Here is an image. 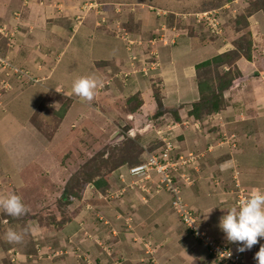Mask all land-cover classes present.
Returning a JSON list of instances; mask_svg holds the SVG:
<instances>
[{"label": "crops", "instance_id": "0c3cea01", "mask_svg": "<svg viewBox=\"0 0 264 264\" xmlns=\"http://www.w3.org/2000/svg\"><path fill=\"white\" fill-rule=\"evenodd\" d=\"M58 1L25 4V0H0V28L6 27L11 31L15 27L14 41L0 35V53L20 67L31 69L33 74L41 75L47 86L39 87V91L45 89L44 97L48 100L49 94L56 92L71 100V106L76 102L87 104L88 100L72 92V83L80 77L95 78L98 85L91 99L92 104L101 100L112 104L106 116L112 118V122L106 125V136L110 134V137L124 133V129L143 127L152 120L159 109V95L164 108L191 106L198 101L196 66L226 51H233L236 48L234 41L244 34L243 30L240 32L229 27L227 40L202 39L198 44L194 43L193 36H182L184 39L180 50L174 49L171 43L165 45L166 40H160L163 42L158 48L160 64L157 69L144 73L149 61L146 59L142 62L138 56L135 59L131 57L122 39L125 34L121 37L111 27H117L121 33L127 29L130 31L131 27L133 30L141 29V22L147 16L145 13L141 17L133 11L130 13V9L125 13L121 5H129V0H62V6L57 5ZM247 20L252 35L253 60L241 57L235 62L241 76L236 78L238 84L235 83L225 92L226 106L200 120L180 109L181 121H174L180 126L186 122L185 119L192 118V125L185 127L184 143H179L181 152L199 150L207 156L200 158L199 170H180L177 181L183 188L184 202L195 211L202 230L240 253L245 260L242 264H255V254L264 244V238H258V243L250 250L239 252L238 242H229L219 227L227 209L238 206V192L249 193L253 188L264 190V72L256 65L257 59H262L260 53L264 51V10L252 13ZM136 38L138 53L142 55L146 49L142 47L141 39ZM12 81L16 83L14 79ZM55 86L61 91L53 89ZM59 102L57 100L56 104ZM125 106L129 108L127 112L123 111ZM10 120V114L0 109V164L5 166L12 163V154H7L4 144L16 141L17 131L21 127L11 124ZM225 131L230 134L224 133L221 137V132ZM223 138L227 141H223ZM214 147L215 151H212ZM191 176L193 185H189ZM215 179H218L217 184H214ZM170 217L148 227L149 234L156 237L153 240V254L145 249H142L143 253L139 246L129 240L131 245L123 241L118 243L120 253L133 264H213L206 248L198 245L190 232L187 231L193 238L180 237L178 219L172 212ZM184 240L188 242H181ZM79 246L83 249L62 246V249L49 253L46 252L48 249H43L40 256L35 253L36 260L33 257L22 261V256L27 254L24 251L12 255L24 264H43V261L45 264H86L85 254H90L96 263L99 259L102 264L108 263L107 256L102 255L105 247H92L85 243ZM12 250L13 247L0 250V264L7 256L12 257ZM9 264L18 262L9 261Z\"/></svg>", "mask_w": 264, "mask_h": 264}, {"label": "rangeland", "instance_id": "374dc122", "mask_svg": "<svg viewBox=\"0 0 264 264\" xmlns=\"http://www.w3.org/2000/svg\"><path fill=\"white\" fill-rule=\"evenodd\" d=\"M43 1L25 0V4L30 2L41 4ZM254 1L129 0V5H121V7L125 13L130 9V13L133 11L140 17L145 13L147 16L141 22L143 27L135 30L131 27L130 31L126 28L127 31L123 33L115 26H112L111 30L117 31L121 37L125 33L128 35L122 39L125 40L131 57L138 56L142 62H145L146 59L149 61L147 56H151L159 65L158 48L163 45L161 38L166 40L165 45L167 42L171 43L176 50H180L179 47L184 39L182 36H193L195 44L202 42V39L227 40L229 27L235 30L238 28L235 23L239 13L242 14L244 7L248 3L251 6ZM61 3L62 0H59L57 5L62 6ZM56 9L60 11L59 8ZM148 16L149 19L146 18ZM205 16L208 22L201 19ZM5 28H0V35L14 41L15 27L11 31ZM136 37L143 39L142 47L146 52L144 50L142 55L138 53ZM245 44L247 43H242L244 50H246ZM260 56L262 59H257L256 65L264 72V51ZM225 67L227 68V66L213 65L198 70L197 80L208 79L216 85L219 82L217 77L224 73ZM231 67L234 69L233 66ZM0 75V109H5L6 113L10 114L11 124H17L18 128L21 125L17 131L19 132L17 139L12 137L16 141L11 140L8 144H4L7 154H12V163H6V166L0 164V196L15 193L20 196L27 208L26 213L18 217L8 215L0 209V250L13 247L10 255L24 251L28 255L22 256L21 260L27 261L33 257L36 260L35 253L40 256L43 249L44 251L48 249L46 251L48 253L54 249H62V246L83 249L79 244L85 243L92 247L96 245L105 247L102 255L107 256V264H133L120 253L121 250L117 248L118 243L122 241L129 243L127 241L129 240L139 246L141 251L145 249L153 254L155 252L153 240L156 237L149 234L148 227L152 223L171 218V212L178 219L180 237L185 235L193 238L188 235V228L183 223L181 215L183 205L188 212L196 217L197 215L184 202L182 187L181 198L178 201L181 205H176L174 193L167 189L163 178L156 171L140 176L126 174L133 165L128 161L134 164L139 161V164H143L149 160L150 154L166 149L162 140L165 138L164 130L169 131L166 139L172 146L173 143L176 145L173 156L185 153L186 157L192 154L194 158L187 169L183 170L193 172L200 169V158H207L206 154H201L199 150L181 152L179 146V143L185 140V127L192 125V118L185 119L186 122L179 126L173 117L175 113L180 112V109L188 113L191 106L181 105L179 108L165 109L160 106L157 112L161 115L153 116L152 120L144 125L146 127H140L143 128L141 132L143 135L138 134L139 128H134V137L128 136L127 129L118 136L110 137V134L106 136V125L112 122V118L106 116L112 104L101 100L93 105L91 100H88L87 104L82 102L84 106L81 102L71 106L73 104L71 100L56 92L49 94V100L45 99L43 92L45 89L39 91V87L47 86L42 76L35 75L31 69L22 68L11 62L9 57L1 53ZM13 79L16 81L15 84L12 83ZM235 83L238 84L236 79L231 86ZM53 89L61 91L57 86ZM157 92L160 93L158 88ZM54 99L60 101L59 104H56L57 100L54 103ZM158 99L161 101L160 95ZM128 110L127 106L123 109L124 112ZM164 125L166 126L163 127ZM224 133L230 134L226 131L221 132V137L225 135ZM160 136L163 137L160 139ZM223 139L227 141L226 138ZM215 148H212V151H215ZM113 150L120 151V158L114 159V164L107 165L105 161L110 160L107 157ZM116 174L118 175L115 176ZM100 177L106 180V184L97 189L94 184ZM191 178L192 176L190 180L188 179L191 182L189 185L194 183ZM217 183L218 179L217 181L215 179L214 184ZM238 193L239 201L249 194ZM160 195L165 196L160 197ZM10 228L21 235L20 241L9 242L5 237L1 238ZM200 232L205 234L204 238L213 237L202 229ZM195 240L198 245L206 247L203 239L197 241L195 238ZM181 242L185 244L188 241ZM191 242L194 243L192 239ZM109 245L115 250L108 249L106 246L110 247ZM53 254L56 256L55 253ZM84 259L86 264H102L100 259L96 263L90 254H85ZM9 261L24 264L15 255L7 256L1 264H9Z\"/></svg>", "mask_w": 264, "mask_h": 264}, {"label": "clouds", "instance_id": "9594fccd", "mask_svg": "<svg viewBox=\"0 0 264 264\" xmlns=\"http://www.w3.org/2000/svg\"><path fill=\"white\" fill-rule=\"evenodd\" d=\"M97 85L98 81L93 77H80L73 81L72 92L81 99L91 100ZM0 209L13 217L22 216L27 211L20 196L15 193L0 196ZM207 214L205 218H207ZM219 227L229 242H238L237 251L250 250L253 245L258 243V238H264V190L253 188L244 199L238 201V206L228 208L226 214L220 219ZM189 232L197 238L191 231ZM5 238L9 242H18L21 235L10 228L5 233ZM197 240L200 241L199 238ZM230 249L235 252L232 248ZM235 253L243 258L240 253ZM255 259L257 264H264V244L260 245L259 251L255 254Z\"/></svg>", "mask_w": 264, "mask_h": 264}, {"label": "trees", "instance_id": "16d2710c", "mask_svg": "<svg viewBox=\"0 0 264 264\" xmlns=\"http://www.w3.org/2000/svg\"><path fill=\"white\" fill-rule=\"evenodd\" d=\"M263 8L264 0H255L251 6L250 3H248V5L244 7V12L242 14L239 13L236 19L235 24L236 26H238V31H244V34L241 35L234 43V46L236 48L233 51L225 52L196 66L197 71L209 68L213 65L227 66V68L222 75L219 74V76L217 77L219 82L216 85H213L212 82L208 81V79H198V90L200 92V98L198 101L191 105V109L187 113L188 116H193L196 120H200L203 117L213 112H217L226 106V99L224 97V94L231 87L233 81L241 76L239 69L235 66V62L241 57H245L248 61H252V35L250 30L248 29L247 19L252 13ZM243 42L247 43L245 44L246 50H244V48L242 47ZM231 66H233L234 69H232ZM128 103L131 102L128 101ZM158 104L159 107L163 106L161 104V101H158ZM155 115L160 116L161 114L157 112ZM173 117L177 121H181V116L179 112L175 113V116ZM119 153V150H113L112 152L110 151L107 157L110 158V160L107 159V161H105V164H114V159L120 158ZM128 162L129 164H133L131 167L139 165L140 163L139 161V163L137 162V164H134V162L132 163L131 161ZM105 184L106 180L100 177L97 181H95L94 185L97 189H100Z\"/></svg>", "mask_w": 264, "mask_h": 264}, {"label": "built area", "instance_id": "2783aa9c", "mask_svg": "<svg viewBox=\"0 0 264 264\" xmlns=\"http://www.w3.org/2000/svg\"><path fill=\"white\" fill-rule=\"evenodd\" d=\"M201 19L202 20L205 19L208 22L206 16ZM125 36L128 35L125 33L123 38H125ZM160 40L163 41L162 38ZM136 41L138 42V39H136ZM141 44H142V40H141ZM148 58H149V62L146 63L148 67L144 68L143 70L144 73H148L149 69H157L158 67V62L157 60H155V58L151 56H149ZM165 126L166 125H164L163 127ZM172 128L174 127H171V129ZM137 132L138 134H140L141 132H143V128L141 129L139 128ZM168 132H169L168 130H164L165 138H162L163 136L159 137L160 139L162 138L166 149L156 151L150 154L149 160L147 162L134 167H130L129 174L133 176H140V175L148 174L149 172L156 171L157 174L161 178H163V182L166 183L167 189L174 193V198L177 200L175 201V204L181 205V202L180 203L178 202L179 199L181 198L180 197L181 186L177 181L178 178L176 177H178L180 170L187 169L192 159L194 160V158L192 157V154H189V157H186L185 155L182 154H179L178 156L175 155L173 156L174 153L173 151L176 145L173 143L172 146L171 143L166 139V134H168ZM134 133H135L134 129L128 131V135L132 137H134ZM184 208L185 207L183 205V212L181 214L183 216L182 218L183 223L187 226L189 231H191L197 238H199L200 240L203 239V241L206 243L205 246L208 249V254L211 257L213 264L244 263V259L239 254H236L234 251H232L229 247L225 246V244L221 242H217L214 239L204 238L205 234L200 232V227L197 217L191 214L190 212H188ZM110 254L111 252L109 251L108 255L110 256ZM255 264H257V262Z\"/></svg>", "mask_w": 264, "mask_h": 264}]
</instances>
